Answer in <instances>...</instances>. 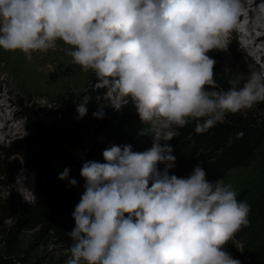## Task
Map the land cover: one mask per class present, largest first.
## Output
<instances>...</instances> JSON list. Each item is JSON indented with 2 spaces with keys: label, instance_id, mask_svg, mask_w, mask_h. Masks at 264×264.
Masks as SVG:
<instances>
[{
  "label": "clouds",
  "instance_id": "9594fccd",
  "mask_svg": "<svg viewBox=\"0 0 264 264\" xmlns=\"http://www.w3.org/2000/svg\"><path fill=\"white\" fill-rule=\"evenodd\" d=\"M244 10L243 0H0V49L30 59L57 41L71 46L75 64L108 80L111 107L131 102L149 126L140 134L153 136L148 150L113 145L103 163L82 164L67 264H241L223 249L248 226L251 206L223 179L209 181L200 163L186 177L172 174L168 141L189 123L203 133L264 102V71L236 75L225 90L208 55L228 50ZM251 25L264 29V0ZM92 115L103 119L104 106ZM69 173L58 179L77 186Z\"/></svg>",
  "mask_w": 264,
  "mask_h": 264
},
{
  "label": "trees",
  "instance_id": "16d2710c",
  "mask_svg": "<svg viewBox=\"0 0 264 264\" xmlns=\"http://www.w3.org/2000/svg\"><path fill=\"white\" fill-rule=\"evenodd\" d=\"M208 55L217 62L215 79L225 90L234 76H247L241 56L234 55L231 63L225 64L217 50ZM84 95L91 97L88 112L78 120L76 107ZM111 103L102 87H85L75 93L58 95L52 102L53 111L48 114L52 121L49 125L36 117L33 107H24L28 136L20 148L23 159L13 158L0 165V186H8L3 180L6 170L26 168L35 178V200L22 202L19 195L10 191L0 197V264H67L72 244L67 233L75 226L72 213L84 191L82 164L88 160L103 163V150L113 145L128 144L133 151L142 152L148 142L149 133H140L149 126L141 122L131 102L119 111ZM98 105L104 106L103 119L93 118ZM176 130L180 135L168 143L176 157L171 173L178 177L188 176L200 163L209 181L225 182L234 168L246 167L253 161L264 163V102L228 114L227 122L203 133L195 131L194 122ZM240 132L243 136L238 135ZM15 150L10 147L9 152L14 154ZM55 159L62 164L58 171L51 168ZM65 168L70 169L69 178H75L77 186L71 187L67 180L58 179ZM252 239L253 243L239 260L241 264H264V239L255 236ZM39 240L45 244L51 241L53 248L35 253Z\"/></svg>",
  "mask_w": 264,
  "mask_h": 264
},
{
  "label": "rangeland",
  "instance_id": "374dc122",
  "mask_svg": "<svg viewBox=\"0 0 264 264\" xmlns=\"http://www.w3.org/2000/svg\"><path fill=\"white\" fill-rule=\"evenodd\" d=\"M261 2L262 0H259L255 7ZM261 40H264V38H261ZM228 44L227 51L217 50L225 64H230L233 56L238 55L243 58L247 75L251 71H255L252 64L253 60L254 62L258 61L255 58L257 56H252L244 51L243 39L238 32L234 34ZM18 52L20 51L18 50L13 58L12 56L9 59L6 58L5 63L0 61V65H5L4 69H0V98L2 97L1 99L9 105L7 106L9 111L18 113V118H15V120L21 129V133L14 139L0 141V165H6L13 158L23 159V152L20 148L23 139L28 136L24 107H33L36 117L45 125H49L52 121L48 118V114L53 111L52 102L58 95L75 93L85 87H102L110 100H112L113 96L108 80L97 79L96 75L90 72V69L85 71L80 66L61 71L60 77L57 76L50 81L41 78L42 75L37 73L38 67H34V63L32 70L25 74L26 67L23 62V55ZM24 75L25 77H23ZM5 78H7L8 83L4 81ZM54 81L56 82L54 83ZM255 112L260 115L258 111ZM152 144L153 136L149 132L145 150L150 149ZM10 147L16 149L14 154L9 152ZM5 167L7 169V166ZM61 167L62 164L59 160L55 159L51 162L52 169L58 171ZM163 167V165H160L161 170ZM21 178H25L26 183L21 185ZM3 180L8 183V186H0V197L7 195L8 191H10L12 194L19 195L22 202L35 200L34 175L26 168L21 167L15 172L6 170V176ZM225 183L232 185L238 194V200L246 201L251 206L248 226L242 227L223 249L232 257L241 259L245 251L253 243L252 237L264 239V163L253 161L246 167L230 170ZM29 188H34V192L30 193V199V195L25 196V192L28 193ZM7 223L10 224L11 221L7 220ZM52 248L53 244L51 241L45 244L39 240L36 244L35 253Z\"/></svg>",
  "mask_w": 264,
  "mask_h": 264
},
{
  "label": "bare ground",
  "instance_id": "6f19581e",
  "mask_svg": "<svg viewBox=\"0 0 264 264\" xmlns=\"http://www.w3.org/2000/svg\"><path fill=\"white\" fill-rule=\"evenodd\" d=\"M257 2H259V0H243V3L245 4V10L240 18V27L239 29L231 32V34L226 37V40L229 42L234 36V34L238 32L243 39L244 51L252 56H257L255 58H257L258 61L254 62L253 60L252 64L254 70L264 71V40H261V38H264V29L256 28L251 25V19L256 10L255 4ZM70 47L71 46L64 44L62 41H57L56 47L54 49H50L47 52H34L30 59L21 51L18 52L23 55V62L24 66L26 67L25 74L32 70L34 63V67H38L37 73H40L42 75V77H40L43 80L50 81L55 79V77L57 76L60 77L61 71H65L66 69L79 66L73 62L71 56L66 54L65 50ZM17 51H5L3 49H0V61L5 63L6 58L9 59L11 56L13 58ZM4 66L0 65V69H4ZM90 72L95 74L94 71L91 69ZM23 77H25V75ZM97 79L101 78L97 77ZM4 81L8 83L7 78H5ZM55 82L56 81H54V83ZM7 106L9 105H7L4 100L1 99L0 141H5L6 139H14L17 135L21 133L20 126L15 120V118H18V113L14 111H9ZM24 183H26V179L21 178L20 184L22 185ZM31 192H34V188H29L28 193L25 192V196H29ZM30 197L31 195L29 196V199Z\"/></svg>",
  "mask_w": 264,
  "mask_h": 264
},
{
  "label": "water",
  "instance_id": "95a60500",
  "mask_svg": "<svg viewBox=\"0 0 264 264\" xmlns=\"http://www.w3.org/2000/svg\"><path fill=\"white\" fill-rule=\"evenodd\" d=\"M34 181H35V178H34ZM35 191H36V184H35Z\"/></svg>",
  "mask_w": 264,
  "mask_h": 264
}]
</instances>
